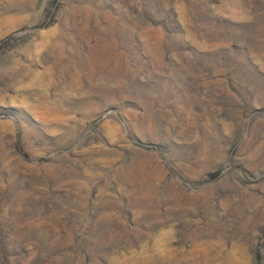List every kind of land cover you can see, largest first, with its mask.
Here are the masks:
<instances>
[{
    "label": "rangeland",
    "instance_id": "rangeland-1",
    "mask_svg": "<svg viewBox=\"0 0 264 264\" xmlns=\"http://www.w3.org/2000/svg\"><path fill=\"white\" fill-rule=\"evenodd\" d=\"M0 264H264V0H0Z\"/></svg>",
    "mask_w": 264,
    "mask_h": 264
},
{
    "label": "trees",
    "instance_id": "trees-1",
    "mask_svg": "<svg viewBox=\"0 0 264 264\" xmlns=\"http://www.w3.org/2000/svg\"><path fill=\"white\" fill-rule=\"evenodd\" d=\"M215 176H216V173H212L208 175L209 178H214Z\"/></svg>",
    "mask_w": 264,
    "mask_h": 264
}]
</instances>
